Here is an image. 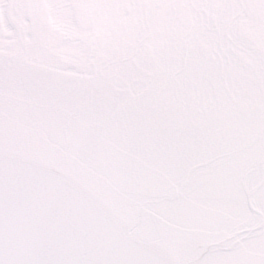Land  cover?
I'll return each mask as SVG.
<instances>
[{"label": "snow or ice", "instance_id": "obj_1", "mask_svg": "<svg viewBox=\"0 0 264 264\" xmlns=\"http://www.w3.org/2000/svg\"><path fill=\"white\" fill-rule=\"evenodd\" d=\"M0 264H264V0H0Z\"/></svg>", "mask_w": 264, "mask_h": 264}]
</instances>
